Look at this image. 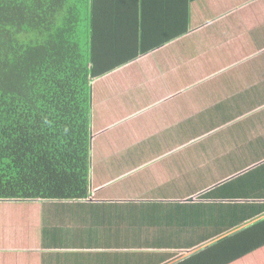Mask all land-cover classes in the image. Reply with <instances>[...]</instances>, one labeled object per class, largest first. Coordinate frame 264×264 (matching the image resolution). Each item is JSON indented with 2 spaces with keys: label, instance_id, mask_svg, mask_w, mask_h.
Here are the masks:
<instances>
[{
  "label": "crops",
  "instance_id": "obj_1",
  "mask_svg": "<svg viewBox=\"0 0 264 264\" xmlns=\"http://www.w3.org/2000/svg\"><path fill=\"white\" fill-rule=\"evenodd\" d=\"M124 1L98 25L124 54L91 82L90 195L0 227V264H264V0Z\"/></svg>",
  "mask_w": 264,
  "mask_h": 264
},
{
  "label": "trees",
  "instance_id": "obj_2",
  "mask_svg": "<svg viewBox=\"0 0 264 264\" xmlns=\"http://www.w3.org/2000/svg\"><path fill=\"white\" fill-rule=\"evenodd\" d=\"M107 1L0 0V203L23 211L42 201L89 197L90 82L111 71L113 55L124 54L123 44L107 43L109 27L98 25L117 20L118 30L127 5L116 0L118 9L103 10ZM259 224L235 233V240L243 242ZM221 257L203 262L227 264L239 254Z\"/></svg>",
  "mask_w": 264,
  "mask_h": 264
},
{
  "label": "rangeland",
  "instance_id": "obj_3",
  "mask_svg": "<svg viewBox=\"0 0 264 264\" xmlns=\"http://www.w3.org/2000/svg\"><path fill=\"white\" fill-rule=\"evenodd\" d=\"M92 82V81H91ZM91 82H90V92H92L93 91V88H94V86H101V85H99V84H97V83H92L91 84ZM95 115H96V117L99 119L100 117L98 116V114L97 113H95ZM108 115H106V114H103V116H102V119H103V121H104V124L106 125L107 124V122H108ZM101 119V118H100ZM107 119V120H106ZM91 120H94V118H92V114H91ZM102 122V121H101ZM103 128H105V127H99V129L97 128V130H96V123H94V127H93V123L91 122V125H90V130H92V131H95V133L97 132V134L98 133H101L102 132V130H103ZM106 129V128H105ZM92 133V132H91ZM94 133V132H93ZM94 133V134H95ZM101 137V139L98 137L97 139H95V141L92 143V145L93 146H91L92 147V149H94L95 150V147H97V149L98 150H100V148H101V145L99 144V141H101V140H103V141H105L106 139H107V135H103V132H102V136H100ZM105 137V138H104ZM104 138V139H103ZM92 140V139H91ZM90 157H91V149H90ZM93 166V164L91 163L90 164V167H92ZM95 169V166H93V168H92V170H94ZM0 202H2V201H0ZM47 203V202H46ZM48 203H50V202H48ZM11 206V207H10ZM9 206V204H7L6 202H4V203H0V227H4V226H10V228L13 230V231H16V232H20V231H22V230H26L25 228H29L31 231H32V229L33 228H31V227H28V226H31L32 225V222L35 220V215H34V212H33V210H36L35 208H33L34 206H32V205H28L27 207H23V211H22V207L20 206V205H18V206H16L14 203L12 204V205H10ZM11 209H13V212H14V217H13V219L15 218L16 219V223L13 221L12 222V225H10V223L9 222H7V221H9L8 219L9 218H7L8 217V211H12ZM29 213H31V216H29V218L28 219H26V220H22V218H26V215H28ZM23 221V222H22ZM22 222V225L20 224ZM19 224V225H18ZM23 237V236H22ZM24 249H27V247L24 245V247H23Z\"/></svg>",
  "mask_w": 264,
  "mask_h": 264
}]
</instances>
